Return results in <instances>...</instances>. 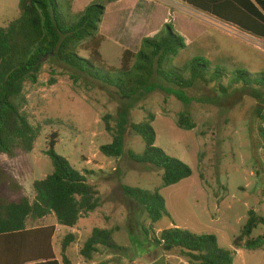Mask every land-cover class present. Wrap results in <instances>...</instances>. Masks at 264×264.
<instances>
[{
	"label": "rangeland",
	"instance_id": "1",
	"mask_svg": "<svg viewBox=\"0 0 264 264\" xmlns=\"http://www.w3.org/2000/svg\"><path fill=\"white\" fill-rule=\"evenodd\" d=\"M21 0H0V27L19 19ZM74 12L99 3L106 7L100 26L105 64L120 68L126 50L137 52L144 38L166 25L185 37L188 48L174 63L181 67L196 56L206 58L224 75L221 84H197L188 89L186 102L172 94L169 84L154 79L151 92L134 100L117 90L46 55L36 83L26 84V114L42 129L31 153H0V203L35 198L34 183L53 174L46 154L52 134L55 152L81 171L101 193V207L80 220L76 240L67 257L76 264H191L180 251L165 252L155 242L161 232L181 228L197 235L211 234L234 254V264H264V250H236L251 211L264 217V147L260 128L264 117V87H246L235 81L238 70L264 77V39L248 34L176 0H71ZM86 56V54L82 53ZM171 90V91H170ZM189 112L195 128L181 130L178 119ZM154 114L156 147L189 166L192 176L164 187L163 172L137 164L128 153L144 151V141L133 126ZM125 123V154L108 158L100 149L111 144ZM107 126L112 131L107 130ZM124 186L159 191L166 200L163 219L153 224L145 209ZM50 216L38 225H56ZM94 228L115 229L118 250L99 247L92 260L81 255ZM148 231V233L146 232ZM71 230L59 227L55 246ZM264 234L260 225L251 238Z\"/></svg>",
	"mask_w": 264,
	"mask_h": 264
},
{
	"label": "trees",
	"instance_id": "2",
	"mask_svg": "<svg viewBox=\"0 0 264 264\" xmlns=\"http://www.w3.org/2000/svg\"><path fill=\"white\" fill-rule=\"evenodd\" d=\"M107 1L114 3V0ZM178 1L264 39V0ZM19 10V19L7 27H0L1 154L12 157L17 151L31 153L41 135L42 129L34 126L26 114V84L38 81L46 55L52 54L51 59L115 88L127 101L151 92L155 78L169 84L173 88L171 93L183 102H186L185 92L197 84L219 83L221 89L226 90L221 84L223 73L219 68L212 69L206 58L196 56L181 67L174 63L188 44L172 24L166 25L155 36L144 38L137 52L126 50L120 68L115 69L105 64L101 53L105 40L100 34V26L106 15L103 3L90 4L82 12L75 13L71 0H21ZM235 74L236 83L246 87H264L263 76L251 77L242 70ZM261 118L263 127L260 133L264 147V117ZM155 119V115L150 113L143 122L133 126L145 146L142 153L129 151L128 155L137 164L162 171L163 186L169 187L191 177L193 172L185 163L156 147ZM178 126L184 131L194 130L192 115L182 113ZM107 130L112 131L110 126H107ZM125 134L126 126L123 123L115 132L113 142L101 147V153L108 158L122 157L125 154ZM57 141V133L52 134L46 154L53 162L54 172L34 183V200L25 198L19 203H0V239L30 241L29 247L10 249L11 253L20 255L22 264L32 260L59 264L54 261L53 252L57 226L74 229L81 219L101 207L100 191L90 185L87 177L74 169L67 159L56 154ZM124 190L145 209L153 224L160 222L167 214L166 200L159 191L150 192L129 186H124ZM50 216L56 218L57 225H38ZM260 225H264V217L251 211L241 235L234 241L235 249L264 250V234L251 238ZM115 232V229L94 228L81 255L90 261L99 252V247L118 250L120 247L114 240ZM75 240L76 236L71 233L62 241V264H72L67 251ZM155 242L165 252L180 251L190 259L191 264H234L236 251L223 249L215 235H197L174 227L163 230L155 237ZM17 255L13 258L16 259ZM6 258L8 256L3 255L0 249V264H6L3 261Z\"/></svg>",
	"mask_w": 264,
	"mask_h": 264
},
{
	"label": "crops",
	"instance_id": "3",
	"mask_svg": "<svg viewBox=\"0 0 264 264\" xmlns=\"http://www.w3.org/2000/svg\"><path fill=\"white\" fill-rule=\"evenodd\" d=\"M176 1H178V0H176ZM178 2H182V1H178ZM182 3H185V2H182ZM186 4V3H185ZM188 5V4H187ZM190 6V5H189ZM192 7V6H191ZM194 8V7H193ZM194 9H196V8H194ZM196 10H198V9H196ZM198 11H200V10H198ZM200 12H202V11H200ZM202 13H204V12H202ZM205 14H207V13H205ZM208 15H210V14H208ZM210 16H212V15H210ZM212 17H214V18H216L215 16H212ZM216 19H218V18H216ZM218 20H220V19H218ZM221 21V20H220ZM223 22V21H222ZM225 23V22H224ZM230 25V24H229ZM57 225V224H56ZM45 226H47V225H45ZM63 228V227H62ZM69 230H71V232L73 233V234H76V228H74V229H69ZM59 231V226H57V231H56V234H57V232ZM56 234H55V236H54V238H53V252H54V254H55V260L54 261H57L59 264H62V256H59L58 255V252H57V250H56V246H55V239H56ZM17 240H19V241H17ZM30 240V239H29ZM29 242L30 241H28V239H15V238H12V239H0V249L2 250V254L3 255H7L8 256V258H6L5 260H3V261H6V264H22V262H20V255H17L16 253H14V252H10V249H12V248H14V247H16V246H27V247H29ZM15 255H17L16 257V259H14L13 257L15 256ZM26 256V255H25ZM24 257V256H23ZM14 260V261H13ZM70 260V259H69ZM53 261V262H54ZM50 262H52V261H50ZM50 262H45L44 260H42V261H39V262H35V260H32L31 262H26L25 264H52V263H50ZM70 262L72 263V264H76V263H74V262H72L71 260H70Z\"/></svg>",
	"mask_w": 264,
	"mask_h": 264
}]
</instances>
